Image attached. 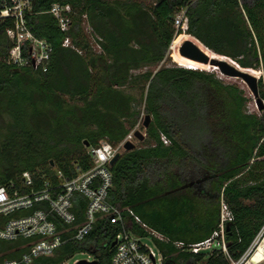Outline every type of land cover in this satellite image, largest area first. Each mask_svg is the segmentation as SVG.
Segmentation results:
<instances>
[{
  "label": "trees",
  "instance_id": "16d2710c",
  "mask_svg": "<svg viewBox=\"0 0 264 264\" xmlns=\"http://www.w3.org/2000/svg\"><path fill=\"white\" fill-rule=\"evenodd\" d=\"M143 1L31 0L27 27L52 50L45 72L8 65L12 44L6 33L14 22L0 21V187L30 195L45 184L57 186L56 171L67 180L77 168L87 171L85 145L103 139L117 145L143 114L150 117L145 138L110 170L109 203L138 237L148 234L126 210L165 239L151 238L162 264L238 262L264 226V113H248L243 89L214 72L176 65L149 69L166 61L174 39L192 38L241 69L261 71L258 91L264 102V0ZM53 4L71 8L67 31L48 13ZM65 39L70 46H63ZM137 86L140 101L126 92ZM23 173L32 187L22 182ZM75 200L80 224L85 203ZM222 203L231 215L224 229L227 255L192 254L189 245L217 230ZM39 209L47 205L0 216V229ZM51 219L59 230L65 227ZM119 231L108 219H98L82 241L69 240L30 264H64L76 254L111 264ZM30 242L0 240V264L19 261Z\"/></svg>",
  "mask_w": 264,
  "mask_h": 264
},
{
  "label": "built area",
  "instance_id": "2783aa9c",
  "mask_svg": "<svg viewBox=\"0 0 264 264\" xmlns=\"http://www.w3.org/2000/svg\"><path fill=\"white\" fill-rule=\"evenodd\" d=\"M30 11L31 0H3L0 2V21L10 18L14 22L13 28L6 33L12 44L8 51L7 63L15 68H31L45 72L52 50L46 41L37 39L29 31L26 16L30 14ZM48 13L56 19L62 31H67L72 14L69 6L53 4ZM180 21L181 15H178L174 21L176 27H179ZM63 46H70L68 39L64 40ZM139 125L140 121L117 145L103 139L96 146L86 147L90 168L84 172L77 168L76 175L68 180L64 179L61 172L56 171L59 184L55 187L45 184L42 190L24 196L17 193L11 195L7 187H0V216H9L19 210L32 208L38 203L47 205L46 210L39 209L29 216L11 219L0 229V240L3 241L31 239L28 252L22 255L19 261H6L3 264H30L37 258L50 257L65 242L69 240L82 241L92 231L98 219H108L111 224L120 228L112 242L114 246L112 247L111 264H162L160 254L156 255L153 250L156 248L152 244L151 238L160 241L165 239L150 230L132 211L126 210L136 224L148 234L146 238L138 237L126 228L122 211L108 201L112 186L110 170L113 165L111 162L116 155L120 157L126 152L124 150L126 143L134 145V141L137 140L135 133L139 132ZM161 140L167 144L164 137ZM22 182L26 186L31 185L32 187L33 185L28 173L22 174ZM77 196L82 198L85 203L84 219L80 224L76 223V214L73 211L76 207L75 197ZM52 217L58 218L65 227L59 230L51 219ZM230 221L231 215L222 203L217 230L208 239L189 245V251L194 255L213 251H220L227 255L224 229L225 223ZM263 234L264 226L244 257L251 254ZM145 241L149 242L153 248ZM175 245L178 248L183 247L182 243H175ZM76 263L77 261L74 262V264ZM231 264H235V262H231Z\"/></svg>",
  "mask_w": 264,
  "mask_h": 264
},
{
  "label": "water",
  "instance_id": "95a60500",
  "mask_svg": "<svg viewBox=\"0 0 264 264\" xmlns=\"http://www.w3.org/2000/svg\"><path fill=\"white\" fill-rule=\"evenodd\" d=\"M178 53L181 57L187 60H190L192 62L208 65L209 67H211V69L216 68L217 71L222 76L233 78V79H238L241 82H243L246 85L249 92L251 93L252 97L254 98L258 111L260 112L263 110L264 104H263V101L259 98L258 79L254 77L250 73V71L241 69L237 65H235L233 62H231L230 60L226 58H222L217 55H216L217 58H210L208 55L203 53V51H201L199 47H197L193 42L189 40L184 41L180 45L178 49ZM149 122H150V117L145 116L144 123H143L144 129L148 127ZM135 137L139 142H142L143 139L145 138V136L142 135L140 132H136ZM85 147H88V146L85 145ZM135 148H136L135 145L131 143H126L124 145V150L126 152L132 151ZM118 158H119V155H116L114 159L112 160L111 165H114V163L117 161ZM113 246H114V243H112V247ZM76 264H96V262L95 261L88 262V261L81 260V261H78Z\"/></svg>",
  "mask_w": 264,
  "mask_h": 264
},
{
  "label": "rangeland",
  "instance_id": "374dc122",
  "mask_svg": "<svg viewBox=\"0 0 264 264\" xmlns=\"http://www.w3.org/2000/svg\"><path fill=\"white\" fill-rule=\"evenodd\" d=\"M144 4H149L150 1L149 0H144L143 1ZM83 30L85 32V35L88 37V39H90V41H92V37H91V34H90V30L89 28L83 24ZM186 39V38H185ZM185 39H181V40H176L175 41V44H176V48L175 50H171L169 49V55H168V58L166 59L165 62H163L162 64H160L157 68H150L149 70L150 71H155L156 69L160 68V67H164V66H170V65H176V66H188V65H192L193 63L189 62V61H186L182 58H180L177 54V48L182 44V42L185 40ZM92 45H94V42L92 41ZM96 49V46L94 47ZM201 70L203 71H207V72H214L216 74V76L222 80L224 83H227V84H236L238 85L241 89H243V91L245 92V95L247 96V98L249 99V102L246 106V110L248 113H252V114H256V115H261L262 113H264V106H263V110L262 111H258L257 107H256V104H255V101H254V98L252 97L251 93L249 92V90L247 89L246 85L241 82L240 80L238 79H233V78H228V77H225V76H222L218 71H214L212 69H208V68H200ZM142 71H145L142 70ZM139 72H136L135 74H137ZM250 73L252 75H254L258 80L260 79V77L262 76L261 74V71H250ZM126 92L128 93H131L138 101H140L141 99V96H142V87L141 86H137V87H132V88H128L126 89ZM264 104V102H263ZM139 109H140V105H139ZM143 122H144V115L141 114V120H140V125H139V128H138V131L140 133H142L143 135H145V130L143 128ZM134 145L135 147H138L139 146V142L137 140L134 141ZM264 239V236L262 238L259 239L258 243H257V247L260 245V243L263 241ZM149 246L152 247V245L145 241ZM256 247V248H257ZM153 248V247H152ZM154 252L156 253V255L158 254L157 250L154 249ZM254 253V252H253ZM253 253L251 256H247V257H243L240 261L238 262H235V264H248L250 259L252 258L253 256ZM81 260H84V261H91L92 258L90 256H88L87 254H76L75 256H73L72 258H70L68 261H66L64 264H74V262H78V261H81Z\"/></svg>",
  "mask_w": 264,
  "mask_h": 264
},
{
  "label": "bare ground",
  "instance_id": "6f19581e",
  "mask_svg": "<svg viewBox=\"0 0 264 264\" xmlns=\"http://www.w3.org/2000/svg\"><path fill=\"white\" fill-rule=\"evenodd\" d=\"M186 40H189L191 42H193L197 47H199L201 49V51H203V53H205L206 55H208L210 58H217L216 55H214L213 53H211L210 51H208L206 48L202 47L198 42H196L194 39L192 38H186L184 41ZM175 39L173 40L171 46H170V51L171 50H175V48L177 47L176 44H175ZM183 41V42H184ZM182 42V43H183ZM180 47V46H179ZM179 47L177 48V54L180 58L186 60V61H189L191 63H193L192 65H188V66H182L183 68H189V69H192V70H201L200 68H210L208 65H204V64H200V63H196V62H192L190 60H187L183 57H181L178 53V49ZM220 59V58H218ZM212 70L214 71H217L216 68H213ZM254 76V75H253ZM255 77V76H254ZM252 255V253L250 254V256ZM248 264H264V239L263 241L260 243V245L255 249L254 253H253V256L252 258L250 259L249 263Z\"/></svg>",
  "mask_w": 264,
  "mask_h": 264
}]
</instances>
